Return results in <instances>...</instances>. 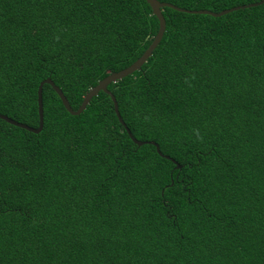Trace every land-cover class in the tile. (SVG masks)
Here are the masks:
<instances>
[{
  "label": "trees",
  "instance_id": "1",
  "mask_svg": "<svg viewBox=\"0 0 264 264\" xmlns=\"http://www.w3.org/2000/svg\"><path fill=\"white\" fill-rule=\"evenodd\" d=\"M162 14L108 86L161 155L103 92L74 116L45 84L39 134L0 119V264H264V4ZM158 31L146 0H0V115L38 128L48 78L78 110Z\"/></svg>",
  "mask_w": 264,
  "mask_h": 264
},
{
  "label": "water",
  "instance_id": "2",
  "mask_svg": "<svg viewBox=\"0 0 264 264\" xmlns=\"http://www.w3.org/2000/svg\"><path fill=\"white\" fill-rule=\"evenodd\" d=\"M147 3L150 5V7L152 8L153 14L157 17L158 21H159V31L156 35V37L154 38L152 44L149 46V48L145 51V53L135 62L133 63L131 66H129L128 68L120 71V72H116V73H112L109 76H107L106 78H104L103 80H101L95 87H93L88 94L85 95L82 104L80 105V107L78 108V110H73V108L70 106L67 98L65 97V95L63 94L62 90L57 87L54 82L48 78L45 81L41 82V84L39 85L38 88V112H39V127L38 128H33L30 126H27L25 124L19 123L15 120H12L10 118H8L7 116L4 115H0V119L8 122L9 124L16 126V127H20L23 128L29 132L35 133V134H39L42 129H43V125H44V112H43V98H42V92H43V86L45 84L50 85L53 90L56 92V94L59 96V98L62 101V104L64 106V108L71 114L74 116H78L80 115L87 107V105L90 103L91 99L96 97L99 92H103L106 95L110 96V98L112 99V102L114 104V111L115 114L118 118V120L121 122V124L124 126L126 132L128 133L130 139L132 140V142L137 145V146H142L146 143L148 144H152L153 146L156 147L157 152L161 155L159 146L155 143V142H142L137 140L136 138L133 137V135L131 134V132L129 131V129L127 128V126L125 125L124 121L122 120L120 113H119V109H118V103L116 101L115 96L113 95V93L108 90V86L112 83H116L122 79H124L125 77L133 74L136 71H139L142 66L146 63V61L150 58V56L152 55L153 51L156 49V47L158 46V44L160 43V41L162 40V37L165 33L166 30V21L165 18L162 14V8L164 7H171L175 10L178 11H185L187 13H193V14H204V15H211L213 17H221L223 15L229 14L231 12L234 11H239L241 9H246V8H250V7H257L259 5L264 4V2H258V3H253V4H249V5H244V6H238V7H234L231 9H227L224 10L222 12L219 13H214L208 10H200V11H186V10H182L179 8H176L170 4H166V3H160L158 0H146ZM174 161V160H173ZM175 162V161H174ZM176 163V162H175ZM180 167V166H179Z\"/></svg>",
  "mask_w": 264,
  "mask_h": 264
},
{
  "label": "snow or ice",
  "instance_id": "3",
  "mask_svg": "<svg viewBox=\"0 0 264 264\" xmlns=\"http://www.w3.org/2000/svg\"><path fill=\"white\" fill-rule=\"evenodd\" d=\"M261 2H264V0H261Z\"/></svg>",
  "mask_w": 264,
  "mask_h": 264
}]
</instances>
